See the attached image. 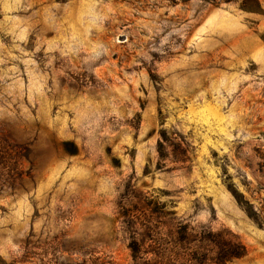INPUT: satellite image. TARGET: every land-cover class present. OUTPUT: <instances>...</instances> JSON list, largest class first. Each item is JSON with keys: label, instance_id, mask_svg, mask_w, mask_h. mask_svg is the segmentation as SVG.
<instances>
[{"label": "rangeland", "instance_id": "rangeland-1", "mask_svg": "<svg viewBox=\"0 0 264 264\" xmlns=\"http://www.w3.org/2000/svg\"><path fill=\"white\" fill-rule=\"evenodd\" d=\"M259 1L0 0V264H264Z\"/></svg>", "mask_w": 264, "mask_h": 264}, {"label": "trees", "instance_id": "trees-1", "mask_svg": "<svg viewBox=\"0 0 264 264\" xmlns=\"http://www.w3.org/2000/svg\"><path fill=\"white\" fill-rule=\"evenodd\" d=\"M226 2L236 0H224ZM240 6L246 10H256L260 7L259 0H239ZM217 238H214L219 250L217 253V262L220 264H226L233 259L241 258L246 254V246L241 241H232L220 234H215ZM217 239V240H216ZM134 255V254H133ZM135 256V255H134Z\"/></svg>", "mask_w": 264, "mask_h": 264}]
</instances>
